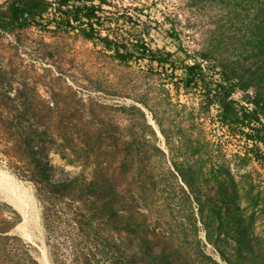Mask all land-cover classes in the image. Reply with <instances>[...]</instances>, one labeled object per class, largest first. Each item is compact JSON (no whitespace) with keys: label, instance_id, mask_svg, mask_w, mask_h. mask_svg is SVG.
Masks as SVG:
<instances>
[{"label":"trees","instance_id":"trees-1","mask_svg":"<svg viewBox=\"0 0 264 264\" xmlns=\"http://www.w3.org/2000/svg\"><path fill=\"white\" fill-rule=\"evenodd\" d=\"M158 1L163 0H0V32L28 26L75 31L118 63L164 74L176 90L199 98L190 106L199 136L189 141V156L160 171L149 158L162 150L130 147L119 123L97 119L93 138L99 146L84 148L81 134L64 131L78 119L38 113L57 110V103L0 98V166L33 184L53 264H254L244 259L255 252L246 218L264 215V0L239 1L246 14L248 3L253 9L245 24L249 33L241 35L249 50L224 56L215 43L182 46L188 60L157 44L153 30L180 39L177 19ZM203 1L190 0V5ZM50 150L63 158L73 154L88 170L52 180ZM164 175L172 191L181 194L178 201L170 199L169 208L182 207L191 227V234L183 232L176 242L150 217ZM1 209L0 202V264H38L29 244L12 232L17 220ZM117 231L127 243L115 236ZM206 244L219 258L207 252Z\"/></svg>","mask_w":264,"mask_h":264},{"label":"rangeland","instance_id":"rangeland-1","mask_svg":"<svg viewBox=\"0 0 264 264\" xmlns=\"http://www.w3.org/2000/svg\"><path fill=\"white\" fill-rule=\"evenodd\" d=\"M239 1L205 0L195 5H190V0L158 1V7L177 19L175 27L181 40H172L159 30H153L157 44L174 51L177 59L184 60L188 58L182 46L200 49L215 43L224 56H233L239 50L245 53L249 48L244 42L249 33L245 24L252 17L253 9L248 3L246 14ZM227 11L237 14L231 16ZM166 25L170 27L169 22ZM167 81L164 74L146 72L142 65L118 63L100 45L75 31L28 26L0 32V98L9 95L16 102L27 97L35 103H57V110L43 109L38 113L78 119L75 127L64 131L81 134L86 143L80 146L84 148L99 146L93 138L99 126L97 119H104L110 125L119 123L125 138L132 141L130 147L138 145L149 152L155 147L162 150V154L149 158L159 171L173 161L183 160L184 155L189 156L186 150L189 141L199 136L194 132L190 113V106L197 103L198 96L184 88L176 90ZM240 96V92L234 94L236 98ZM132 106L140 111L129 109ZM154 115L167 136L161 132ZM143 133L145 137H139ZM229 147L230 151H235L234 144ZM47 159L52 165L49 175L54 181L88 170L73 154L63 158L50 150ZM154 194L156 206L150 217L157 222L159 230L169 231L175 237L173 242L183 232L189 236L191 227L185 224L187 212L182 207L170 209L167 204L170 199L180 200L181 194L172 191L166 175L161 177L159 190ZM0 202L3 215L17 220L12 232L29 244L38 264H53V247L33 184L0 166ZM246 221L255 252L247 253L250 259L244 261L264 264V215L256 214ZM114 234L121 242H128L122 231ZM199 236L204 239L203 231H199ZM206 250L219 258L212 245L206 244Z\"/></svg>","mask_w":264,"mask_h":264}]
</instances>
